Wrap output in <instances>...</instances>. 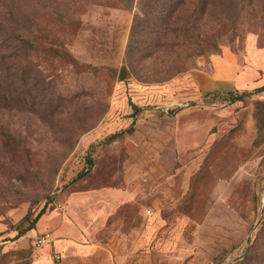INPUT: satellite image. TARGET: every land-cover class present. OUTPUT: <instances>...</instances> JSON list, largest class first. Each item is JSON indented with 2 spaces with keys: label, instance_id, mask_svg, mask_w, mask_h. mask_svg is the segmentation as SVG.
<instances>
[{
  "label": "rangeland",
  "instance_id": "obj_1",
  "mask_svg": "<svg viewBox=\"0 0 264 264\" xmlns=\"http://www.w3.org/2000/svg\"><path fill=\"white\" fill-rule=\"evenodd\" d=\"M250 48L264 0H0V264H264V91L193 77ZM128 176L154 220L137 252L34 248L72 196Z\"/></svg>",
  "mask_w": 264,
  "mask_h": 264
},
{
  "label": "crops",
  "instance_id": "obj_2",
  "mask_svg": "<svg viewBox=\"0 0 264 264\" xmlns=\"http://www.w3.org/2000/svg\"><path fill=\"white\" fill-rule=\"evenodd\" d=\"M262 56L264 52L250 48L249 66H244L236 55L223 51L213 62L212 75L205 77L195 74L193 77L196 82L197 79L204 80V86L211 89H259L264 86V61L260 59ZM141 181L146 180L128 176L125 180L128 185L125 187H106L72 196L68 200V207L65 206L72 220L62 218L55 221L49 218L46 221V227L53 234V243L46 248L58 249L54 253H58L60 249L72 252L78 262L92 260L96 256L116 261L123 240L126 241L123 246L125 249L131 247V252H137L139 247L147 243L154 223V220L144 216L147 208L143 201L148 200L150 193L138 186ZM123 213L126 215V227L123 224L119 226L123 222ZM67 255L70 257V254ZM61 257L63 260V256ZM36 264L52 262L44 256Z\"/></svg>",
  "mask_w": 264,
  "mask_h": 264
},
{
  "label": "built area",
  "instance_id": "obj_3",
  "mask_svg": "<svg viewBox=\"0 0 264 264\" xmlns=\"http://www.w3.org/2000/svg\"><path fill=\"white\" fill-rule=\"evenodd\" d=\"M57 208L62 209V206L60 204L57 205ZM53 243V234L50 231H46L43 233L38 234L34 241L33 246L36 250H42L48 246H50ZM62 260V257L58 253L53 254V261L59 262Z\"/></svg>",
  "mask_w": 264,
  "mask_h": 264
},
{
  "label": "trees",
  "instance_id": "obj_4",
  "mask_svg": "<svg viewBox=\"0 0 264 264\" xmlns=\"http://www.w3.org/2000/svg\"><path fill=\"white\" fill-rule=\"evenodd\" d=\"M134 43H136V40H135ZM122 71H123V73H124L125 68H123ZM123 73H122V74H123ZM119 81L122 82V78H121V77L119 78ZM256 90H257V91H260V92H261V91H264V86H263L262 88H259V89H256ZM132 105H133V104H132ZM90 168H92V167H91V162H89V165L87 166V171H89ZM39 215H40V214H39ZM38 218H39V216H37V217L35 218V221L38 220ZM24 220H26V219H23V221H24ZM21 223H22V222H21ZM31 223H32L31 226H29L28 228H25L24 230H21L20 233L17 234V236H18V237H21V236H23L24 234H26L27 232L33 230V228H34V226H33L34 222H31ZM19 225H20V224H19Z\"/></svg>",
  "mask_w": 264,
  "mask_h": 264
}]
</instances>
